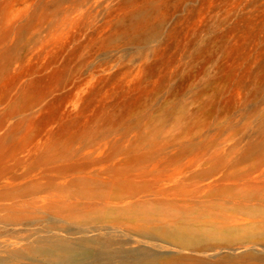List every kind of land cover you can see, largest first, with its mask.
<instances>
[{
	"label": "rangeland",
	"instance_id": "obj_1",
	"mask_svg": "<svg viewBox=\"0 0 264 264\" xmlns=\"http://www.w3.org/2000/svg\"><path fill=\"white\" fill-rule=\"evenodd\" d=\"M79 231L264 264V0H0V251Z\"/></svg>",
	"mask_w": 264,
	"mask_h": 264
},
{
	"label": "bare ground",
	"instance_id": "obj_2",
	"mask_svg": "<svg viewBox=\"0 0 264 264\" xmlns=\"http://www.w3.org/2000/svg\"><path fill=\"white\" fill-rule=\"evenodd\" d=\"M186 238H182V241L190 239ZM113 243L111 240L102 241L98 236L85 231H79L72 236L48 233L23 249L0 251V264H91L99 262L105 256L104 252L94 250L96 246ZM118 253L109 252L107 256L110 259L116 258L119 257ZM129 254L134 255L132 252Z\"/></svg>",
	"mask_w": 264,
	"mask_h": 264
}]
</instances>
